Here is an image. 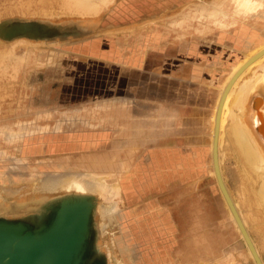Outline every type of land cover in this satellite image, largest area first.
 <instances>
[{
  "label": "crops",
  "instance_id": "0c3cea01",
  "mask_svg": "<svg viewBox=\"0 0 264 264\" xmlns=\"http://www.w3.org/2000/svg\"><path fill=\"white\" fill-rule=\"evenodd\" d=\"M198 30L182 34L153 28L122 43L121 60H68L75 75L58 80L56 93L50 99L46 96V108L29 115L46 117L59 111L60 118L72 114L73 121L63 122L59 130L26 137V155L104 158L106 168L119 177L131 213L169 208L174 220L184 226L188 204L194 207L196 221H205V181L209 186L214 176V107L231 68L261 42L251 37L247 27Z\"/></svg>",
  "mask_w": 264,
  "mask_h": 264
},
{
  "label": "rangeland",
  "instance_id": "374dc122",
  "mask_svg": "<svg viewBox=\"0 0 264 264\" xmlns=\"http://www.w3.org/2000/svg\"><path fill=\"white\" fill-rule=\"evenodd\" d=\"M181 2L184 3L186 1L116 0L110 6V8H105L101 12L105 14L104 16L102 15L101 19L99 20L101 22H99L98 28H114L135 24L134 31L133 29V32L127 33L111 31V34L109 32H98L92 33L89 36L84 35V37L81 35L89 33L90 30H82L81 28H77V26L75 28L76 24L73 23H80L83 21V19H86L85 21H88V19L92 20L93 18L82 17L80 15L82 17L81 18L77 13H74L73 11H63V9H61L64 6L63 0H0L1 23H3L4 21L19 19L39 20L53 25L63 26V29L74 30L77 31V33L79 34L77 35V37L75 35L74 38L67 37V39L64 40L61 39L60 42L62 43H55L52 46H39L37 49L34 50V53L32 55V61L30 62V64L21 68V70L18 71V74L14 79L9 78L8 76L0 75V123H8L9 121L14 122L23 119H26L30 122H44L42 120V114H29H34V112L46 108L44 107L46 106V100L48 99L46 98V96L49 95L50 99L52 97L53 92H55V90L59 88V84H57L58 80L63 79V77L65 76L75 75L74 69L69 74H64V72L62 73V71H60L59 75H57L56 77L50 79H43L41 77L40 79L33 80L30 83V73L35 69L38 70L39 68V70H43L50 64L58 62L60 63L62 61L67 63L68 65L69 61L73 62L77 59H81L83 61L87 59L113 60V58L115 60H121L122 43L127 44L131 41L130 37L134 35L138 37L137 35L144 34L147 31H152L153 28H158V30L160 31L162 29L170 30L173 33L180 32L182 34L198 33L197 29L202 30V32H205L204 23L206 22V19L204 18V16L195 15V5H192V3L187 8V11L190 14H194V16H188L184 18L182 22V25L185 26L184 29L187 30H184L182 28L179 29L180 27L176 26V24L174 23V20L177 19L176 16L173 18H168L167 20L156 19L149 21L147 24H141L145 18H151L152 12L157 10H169V8L170 10H173L180 6L182 4ZM189 2H192V0H189ZM74 14H77L78 16ZM141 26L144 27L142 28ZM246 26H248L247 28L252 31V38L255 37L256 39H258V42H264V28H262L264 27V19H260L258 20V22H256L255 20H252L249 23L248 21L239 22L236 26H232L229 29H234L237 27L241 28ZM136 37L134 39H136ZM24 50H26L25 46H21L17 49V53L20 54V52L22 53ZM34 55L36 56L34 57ZM261 91L262 90L258 92V97L253 103V106L255 107H252V110H255V115H261L257 118L260 124L264 123L262 122L264 121V93L263 91ZM37 93H39L38 95L43 94L44 96H42V98L36 97ZM45 115L49 116L47 121L51 122L55 121L57 118H60L62 116L59 111H51L50 113ZM16 116H18V118H16ZM226 130L227 133L226 135H224V139L222 142L223 156L221 166L223 171V177L234 200L239 205L242 216L245 219L248 231L252 238L254 237L253 239L255 243H257L256 245L259 248V252L264 260V203L260 202L256 198L257 192L260 190L261 186H263L264 177H261L260 175H258L260 176L258 177L254 174L252 177L250 172L245 169L246 167L244 165V160L241 159L239 152L236 150L233 143H231L232 141H230L232 139L229 134V129ZM260 133L264 138V131L262 130V132L260 131ZM23 145L22 147L24 148L25 146ZM5 152L7 156L11 155V152L9 150L6 149ZM54 157L43 158V163L42 161H40L41 157L40 159L29 157V165L26 169L23 170L22 174L24 176H20L19 179L24 181H38L42 178V173L46 170H79L92 171L95 173H111V179L113 178V180H117V182H119V177L116 171L105 167L107 164L104 158H97L99 159V161H97V163H93V158L96 159V157H92L90 154H77L73 156L71 155V157H67L66 160H64V157ZM59 159H62V162L58 163ZM261 165H263V169H260V167H258V173L264 175V162ZM7 167L8 161L1 160L0 178L5 181L3 183H11L13 177V174L11 172H8ZM39 171L41 173H39ZM210 183L211 184H209L208 186L207 182L205 181V221H196V214L193 205L187 204V208H185V212H183L185 213V215L191 218V221H183L184 226L186 225L185 227H183L181 224L179 225V222L174 220L173 213L169 211V208L157 209L156 211L149 210L144 211L142 213H139L140 211H137L136 209V214L131 213L127 207L124 195L121 193L122 200H120V203L117 208L111 212V225L107 222L109 228L106 229V232L104 233V236H102V239H98V217L94 212L93 248L95 250V256L104 255L105 253L104 256L107 264H226L228 260L230 261V263L234 261V264H255L254 259L251 257L249 250L246 247L247 245L245 246L246 243L243 242L244 239L241 235H239L240 232L238 231V228L230 217L228 207L222 197L220 187L218 185L215 175L211 176ZM1 191L2 192L0 193V218L11 220L26 219L30 221H34V219L37 218V220L40 221V219L44 217L43 215H46L52 208L49 207V209H45V202L49 199L47 197L48 195L42 196L39 202H36L35 204L30 201L27 202V204L21 203L18 201L19 199L12 197L14 194L17 193H13L12 191L3 189ZM32 196L35 195L33 194ZM51 199L50 200L54 202L55 199L57 200L59 198L52 197ZM89 201L94 203L92 199H89ZM251 202H253V205L251 204ZM41 203L43 205H41ZM14 205L17 206L13 207ZM34 205H39V207L43 206L44 208L36 209ZM104 205L105 208L109 207V204L107 203H105ZM29 207L32 209H28ZM253 211L257 212L254 213ZM39 213H43V215ZM1 214L3 215L1 216ZM156 219H159V221H156ZM132 220H134L135 222ZM107 221H109L108 218ZM52 222L53 220H50L47 224H52ZM104 222L105 221H103L102 223ZM197 239H200L201 242H198ZM167 245L170 247H168ZM142 246H146L147 248L145 247V249ZM131 251L132 253H130ZM146 251L148 252L146 253ZM135 257L137 258V260Z\"/></svg>",
  "mask_w": 264,
  "mask_h": 264
},
{
  "label": "bare ground",
  "instance_id": "6f19581e",
  "mask_svg": "<svg viewBox=\"0 0 264 264\" xmlns=\"http://www.w3.org/2000/svg\"><path fill=\"white\" fill-rule=\"evenodd\" d=\"M64 6L61 8L63 11H73L74 13H77L79 17H87V18H93L88 19V21H85L86 19H83L82 22L73 23L76 24L75 28H81L82 30H90L89 33L86 34H80L81 36L84 35H90L92 33H98V32H133L134 31V25H128V26H120V27H101L98 28V24L103 13H101L105 8H110V6L116 1V0H63ZM168 1V0H167ZM186 2L180 3L181 5L173 10H157L152 12L151 18H145L142 21L141 24H147L151 20L156 19H168L177 17L176 20H174V23L176 26L180 27L179 29H184V25H182V22L184 18L188 16H194V14H190L187 10V8L191 5H195V15L198 16H204L206 19L205 24V30L206 31H212L214 28L219 29H229L232 26H236L239 22L248 21V23L252 20H255L258 22L260 19H264V0H192V2H189V0H185ZM191 1V0H190ZM175 2V1H174ZM166 4V3H165ZM173 8V7H171ZM110 10V9H109ZM151 13V12H150ZM155 13V14H154ZM74 14V15H77ZM47 15V14H46ZM77 15V16H78ZM81 15V16H80ZM49 16V15H48ZM76 16V17H77ZM66 17V16H64ZM73 17V16H72ZM81 17V18H82ZM70 18V17H69ZM67 19V18H66ZM65 19V20H66ZM68 20V19H67ZM71 20V19H70ZM73 20V18H72ZM81 20V19H80ZM77 21V20H76ZM56 22V21H55ZM54 22V24H55ZM71 22V21H70ZM139 22V23H140ZM170 22V21H169ZM261 22V21H260ZM1 23V22H0ZM58 23V22H57ZM138 23V22H137ZM254 23V22H253ZM252 23V24H253ZM66 24V23H65ZM153 24V23H152ZM151 25V23H150ZM249 26V25H248ZM246 26V27H248ZM61 29H63V26H59ZM142 27V26H141ZM144 27V26H143ZM142 27V28H143ZM262 27V26H261ZM74 28V29H75ZM242 28V27H241ZM260 28V27H259ZM264 28V27H262ZM133 29V31H132ZM78 30V29H77ZM142 30V29H141ZM187 30V29H184ZM157 31V30H156ZM255 31V30H253ZM263 31V30H262ZM150 32V31H149ZM183 32V31H182ZM199 32L203 33L202 30H199ZM237 32V31H236ZM235 32V33H236ZM138 33V32H137ZM155 33V32H154ZM239 33V32H238ZM246 33V32H244ZM111 34V33H110ZM132 34V33H131ZM134 34V33H133ZM226 34V33H225ZM224 34V35H225ZM247 34V33H246ZM253 34V33H252ZM255 34V33H254ZM96 35V34H95ZM124 35V34H122ZM126 35V34H125ZM161 35V34H160ZM159 35V36H160ZM178 35V34H177ZM240 35V33H239ZM250 35V34H249ZM230 36V35H229ZM69 38H74V36H68ZM77 37V35H76ZM79 37V36H78ZM85 37V36H84ZM223 37V36H222ZM221 37V38H222ZM239 37V36H238ZM245 37V36H244ZM254 37V36H253ZM98 38V37H97ZM128 38V37H127ZM126 38V39H127ZM224 38V37H223ZM67 39V38H66ZM125 39V40H126ZM153 39V38H152ZM229 39V38H228ZM231 39V37H230ZM240 39V38H239ZM64 40V39H63ZM69 40V39H68ZM145 40V39H144ZM251 40V39H250ZM254 40V39H253ZM61 39L59 37L54 39H34L29 38L25 36H18L14 37L12 39H4L3 37H0V75L8 76L11 79H14L16 75L18 74V71L21 70V68L27 66L32 61V55L34 53V50L37 49L39 46H52L55 43H62L60 42ZM230 41V40H229ZM234 41V40H233ZM239 41V40H238ZM252 41V40H251ZM129 42V41H128ZM161 42V41H160ZM220 42H222L220 40ZM224 42V41H223ZM150 43V41H149ZM257 43V42H256ZM118 44V43H117ZM142 44V43H141ZM75 45V44H74ZM131 45V44H129ZM137 45V44H136ZM154 45V44H152ZM194 45V44H193ZM21 46H25V49L22 53L18 54L17 49ZM82 46V45H81ZM127 46V45H126ZM151 46V45H150ZM68 47V46H67ZM134 47V46H133ZM132 47V48H133ZM202 47V46H201ZM220 47V46H219ZM240 47V46H239ZM207 48V47H206ZM137 49V48H136ZM142 49V48H141ZM150 49V48H149ZM152 49V48H151ZM160 49V48H159ZM220 49V48H219ZM60 50V49H59ZM227 50V49H226ZM241 50V49H240ZM63 51V50H62ZM129 51V50H128ZM164 51V50H163ZM214 51V50H213ZM90 52V51H89ZM189 52V51H188ZM191 52V51H190ZM204 52V51H203ZM132 54V53H131ZM191 54V53H190ZM220 54V53H219ZM129 55V54H128ZM194 55V54H193ZM200 55V53H199ZM235 55V54H234ZM36 55H34L35 57ZM83 56V55H82ZM196 56V55H195ZM226 56V55H225ZM224 56V57H225ZM146 57V56H145ZM175 57V56H174ZM203 57V54H202ZM206 57V56H205ZM90 58V57H89ZM193 58V57H192ZM204 58V57H203ZM182 59V58H181ZM188 59V58H187ZM201 59V58H200ZM199 59V60H200ZM210 59V58H209ZM230 59V57H229ZM250 59L252 61L248 62ZM90 60V59H89ZM133 61V59H132ZM185 61V60H184ZM188 61V60H187ZM197 61V60H196ZM36 62V61H35ZM63 62V61H62ZM82 62V61H80ZM101 62V61H99ZM145 62V61H144ZM192 62V61H191ZM89 63V62H88ZM92 63V62H91ZM90 63V64H91ZM102 63V62H101ZM148 63V62H147ZM231 63V62H229ZM247 63V65H246ZM83 64V63H82ZM120 64V63H119ZM187 64V63H186ZM192 64V63H191ZM224 64L225 60H224ZM149 65V64H148ZM32 66V65H31ZM102 66V65H101ZM129 66V65H128ZM127 66V67H128ZM131 66V65H130ZM151 66V65H150ZM245 66V67H244ZM116 67V66H115ZM244 67V68H243ZM228 68V67H227ZM243 68V69H242ZM108 69V68H107ZM112 69V68H111ZM118 69V68H117ZM143 69V68H142ZM242 69L240 72L239 70ZM39 70V68H38ZM38 70H33L30 74L33 72H37ZM98 70V69H97ZM103 70V69H102ZM109 71V70H108ZM239 72L237 77L234 79L233 83L231 84L230 88L227 90L225 98L221 105V111H220V118H219V131L217 135V150L219 155V165H220V171L223 177V171H222V142L224 139V135H226L227 130L229 129V134L231 136L230 141L235 146L236 150L239 152L241 159L244 160L245 169L250 172L251 176L253 177V174L261 177H264L263 174L258 173L260 169H263V162H264V138L261 135L260 131H264V123L260 124L257 120V118L261 115H255V110L253 111L252 107L253 103L255 102L256 98L258 97L257 94L260 90L264 93V42L256 45L255 47L251 48L249 51L245 53V56L240 60V62L236 63L229 73L226 75L222 87L216 102V105L214 107L213 115L211 118L212 121V136H211V145H212V153H213V147H214V139H215V127H216V118L218 109L222 100V97L225 93V89L228 85V83L231 81V79L236 75V73ZM118 73V72H117ZM131 73V72H130ZM134 71L132 72V74ZM219 73V72H218ZM128 74V73H127ZM167 74V73H166ZM172 74V73H171ZM112 75V74H111ZM117 75V74H115ZM138 75V74H137ZM146 76L148 74H145ZM219 75V74H218ZM121 76V75H120ZM127 76V75H126ZM111 77V76H110ZM135 77V76H134ZM142 77V76H141ZM208 78V77H207ZM145 79V77H144ZM221 79V78H220ZM101 80V79H100ZM124 80V79H123ZM131 80V79H130ZM142 80V79H141ZM146 80V79H145ZM133 81V80H132ZM127 82V81H126ZM136 82V81H135ZM121 83V82H120ZM133 83V82H130ZM138 83V82H137ZM140 83V82H139ZM101 84V82H100ZM104 85V84H103ZM122 85V84H121ZM119 85V86H121ZM123 86V85H122ZM126 86V85H125ZM147 86V85H146ZM187 87V86H186ZM118 88V87H117ZM157 88V87H156ZM101 89V88H100ZM152 89V88H151ZM155 90V88H153ZM195 90V88H194ZM120 91V89H119ZM198 91V90H197ZM261 91V92H262ZM121 92V91H120ZM109 93V92H107ZM123 93V92H121ZM139 93V92H138ZM200 93V92H199ZM216 93V92H215ZM100 94V93H99ZM118 94V93H117ZM193 94V93H192ZM204 94V93H203ZM122 95V94H121ZM194 95V94H193ZM214 95V94H213ZM130 96V95H129ZM201 96V95H200ZM107 97V96H106ZM203 97V96H202ZM115 98V97H114ZM178 98V97H177ZM264 98V97H263ZM192 99V98H191ZM200 99V98H199ZM214 99V98H213ZM258 100V99H257ZM193 101V99H192ZM259 101V100H258ZM130 102V101H129ZM97 103V102H96ZM110 103V102H109ZM257 103V102H256ZM119 104V103H118ZM176 104V103H175ZM130 105V104H129ZM202 107V106H201ZM213 107V106H212ZM95 108V107H94ZM211 108V107H210ZM258 109V108H257ZM262 110V109H261ZM260 112V111H259ZM69 113V112H68ZM190 114V113H189ZM264 114V113H263ZM13 116V115H12ZM11 116V117H12ZM43 116V115H42ZM69 118H57L55 121H47L49 116L42 117L43 123H38L36 121L30 122L26 119L18 120V121H7L8 123H0V161H8V172H11L13 174L11 183H3L5 181L0 178V193L1 190H8L12 191L14 194L12 197L19 199L18 201L21 203H27V202H33L34 204L36 202H39L42 196H47L49 199L45 202V209L49 207H52V205L55 203L51 201L52 197H58L59 199L56 200L59 201L61 199L65 198H72L76 197L79 199H86V200H93V204L96 206L94 208V212L98 217V239H102V236H104V233L106 232V229L109 228L107 222L111 223V212L117 208V206L120 203L121 199V187L117 180L111 179V173H95L92 171H79V170H59V171H42V178L38 181L31 180V181H24L19 179L20 176H24L23 170L26 169L29 165L28 158L29 156L26 155L24 148L22 147V141L24 143L26 137H32L34 138L37 134H42L46 131H53L59 130L62 128V123L66 121H73L72 114H66ZM79 116V114L77 115ZM90 116V115H89ZM263 117V116H262ZM8 118V117H7ZM89 119V118H87ZM178 119V118H177ZM264 119V118H263ZM262 119V120H263ZM210 121V122H211ZM264 122V121H262ZM68 123V122H67ZM259 124V126H258ZM262 129V130H261ZM80 132V131H79ZM209 135V134H208ZM42 135L41 137H43ZM40 137V138H41ZM54 137V136H53ZM52 137V138H53ZM176 138V137H175ZM227 138V137H226ZM32 139V138H31ZM50 139V138H49ZM229 139V138H228ZM28 141V140H27ZM34 142V141H33ZM44 142V141H43ZM184 142V141H183ZM25 144V143H24ZM36 144V143H35ZM231 146V145H230ZM38 147V146H37ZM40 147V146H39ZM232 147V146H231ZM26 148V147H25ZM233 148V147H232ZM6 149L11 152V155L7 156ZM48 149V148H47ZM28 151L31 152V147L29 146L27 148ZM35 151V150H34ZM49 151V150H48ZM233 151V150H232ZM37 153V152H36ZM232 153V152H231ZM225 154V153H224ZM51 155V154H50ZM52 156H46L48 158L54 157ZM43 158L41 156V160L43 163ZM55 158V157H54ZM40 159V158H39ZM91 159V158H90ZM115 159V158H114ZM224 159V158H223ZM35 160V159H33ZM62 159L58 160L59 162ZM103 160V159H102ZM99 159L93 158V163H97ZM224 161V160H223ZM53 162V161H52ZM262 162V163H261ZM49 163V162H48ZM56 163V162H55ZM35 164V163H34ZM138 164V163H137ZM120 165V164H119ZM48 166V165H47ZM68 166V165H67ZM74 167V166H73ZM106 167V166H105ZM139 167V166H138ZM262 167V168H261ZM131 168V167H130ZM50 169V168H49ZM87 169V168H86ZM258 169V170H257ZM119 171V169H118ZM242 171V170H241ZM244 171V170H243ZM263 171V170H262ZM98 172V171H97ZM139 172V171H138ZM137 172V173H138ZM31 173V172H29ZM39 173H41L39 171ZM130 173V172H129ZM245 173V172H244ZM243 173V174H244ZM212 174L215 175L217 179V175L215 172V163L214 159L212 158ZM225 174V173H224ZM40 175V174H39ZM203 175V174H202ZM210 175V174H209ZM4 176V175H3ZM41 176V175H40ZM125 176V175H124ZM208 176V175H207ZM258 176V177H260ZM35 177V176H33ZM126 178V177H125ZM124 178V179H125ZM184 178V177H183ZM208 178V177H207ZM11 179V178H10ZM9 179V180H10ZM157 179V178H156ZM209 179V178H208ZM214 179V178H213ZM125 181V180H124ZM158 181V180H157ZM185 181V180H184ZM191 181V180H190ZM209 181V180H208ZM223 181L224 177H223ZM218 182V180H217ZM140 183V182H139ZM123 184V183H122ZM121 184V185H122ZM147 184V183H146ZM162 184V183H161ZM211 184V183H210ZM243 184V183H242ZM3 185V186H2ZM195 185V184H194ZM226 185V182H225ZM262 185V183H261ZM124 186V185H123ZM129 186V185H128ZM141 186V185H140ZM167 186V185H166ZM127 187V186H126ZM185 187V186H184ZM188 187V186H187ZM203 187V186H202ZM213 187V186H212ZM227 190L229 192V195L232 199L233 205L236 208L241 220L243 221V224L245 225L247 231L248 228L246 226V222L244 217L242 216V213L240 211L239 205L234 200L228 186L226 185ZM130 188V187H129ZM166 188V187H165ZM171 188V187H170ZM124 189H126L124 187ZM158 190V189H157ZM190 191V190H189ZM203 191V190H202ZM219 191V190H218ZM221 191V189H220ZM164 192V191H163ZM188 193V192H187ZM197 193V192H196ZM35 196H32V195ZM189 194V193H188ZM222 194V192H221ZM244 194V193H243ZM246 194V193H245ZM182 195V194H181ZM185 195V194H184ZM187 195V194H186ZM251 195V194H250ZM180 196V195H179ZM223 199L226 202V205L229 210V214L233 222L235 223L236 227L238 228V231L240 232L239 235L242 236L244 239L243 242H245V246L248 248L249 253L251 257L254 259L255 264H257L255 257L253 255V252L251 248L249 247L242 230L237 222V219L233 213V210L229 206L227 200L224 198V195L222 194ZM251 197V196H250ZM46 198V197H45ZM164 198V197H163ZM179 198V197H178ZM237 198V197H236ZM257 200L264 203V182L263 186H261L260 190L257 192L256 195ZM12 199V198H11ZM51 199V200H50ZM185 199V197H184ZM10 200V198H9ZM179 200V199H178ZM183 200V198H182ZM237 200V199H236ZM252 200V199H251ZM254 200V199H253ZM2 201V200H1ZM15 201V200H14ZM153 201V200H152ZM177 201V200H176ZM255 201V200H254ZM4 202V201H3ZM161 202V201H160ZM182 202V201H181ZM44 203V202H43ZM105 203L109 204V207L105 208ZM135 203V202H134ZM178 203V202H177ZM183 203V202H182ZM253 202H251L252 204ZM8 204V203H7ZM17 204V203H16ZM28 204V203H27ZM127 204V203H126ZM139 204V203H138ZM249 204V203H248ZM25 205V204H24ZM41 205H43L41 203ZM163 205V204H162ZM253 205V204H252ZM7 206V205H6ZM10 206V205H9ZM17 205H14L13 207H16ZM36 209L44 208L43 206L39 207V205H34ZM134 206V205H133ZM25 207V206H24ZM254 207V206H252ZM174 208L171 206V209ZM12 209V208H11ZM32 209V208H28ZM43 209V210H45ZM251 209V208H250ZM256 209V208H253ZM4 210V209H3ZM9 210V209H8ZM22 210V209H21ZM175 210V209H174ZM7 211V210H6ZM23 211V210H22ZM19 212V211H18ZM141 212V211H140ZM139 212V213H140ZM172 212V211H171ZM250 212V211H249ZM254 212V211H253ZM257 212V211H255ZM254 212V213H255ZM16 213V212H15ZM130 213V212H129ZM259 213V212H258ZM10 214V213H9ZM17 214V213H16ZM43 215V213H39ZM257 214V213H256ZM3 214H1L2 216ZM14 215V214H13ZM131 215V214H130ZM138 215V214H137ZM7 216V214H6ZM44 216V215H43ZM129 216V215H128ZM191 216V214H190ZM150 217V216H149ZM261 217V216H260ZM107 218L109 221H107ZM164 218V217H163ZM262 218V217H261ZM137 219V218H136ZM189 221H191L190 217H187ZM159 220V219H158ZM171 220V219H170ZM193 220V219H192ZM105 221L104 223H102ZM134 221V220H132ZM194 221V220H193ZM251 221V220H250ZM62 222V221H61ZM135 222V221H134ZM152 222V221H151ZM54 221L52 222L53 225ZM148 223V222H147ZM196 223V222H194ZM259 223V222H258ZM111 225V224H110ZM127 225V224H126ZM137 225V224H136ZM157 225V224H156ZM178 225V224H177ZM106 226V228H105ZM186 226V225H185ZM183 226V227H185ZM10 228L8 234H11L12 236H17V230L13 227ZM131 227V226H130ZM134 227V226H133ZM160 227V226H159ZM2 227L1 229H3ZM260 228V227H259ZM5 229V228H4ZM160 229V228H159ZM89 229L87 228L86 231H84L83 236L80 234L78 239H83V237H87L89 234ZM139 230V229H138ZM143 230V229H142ZM171 230V229H170ZM176 230V229H175ZM258 230V229H257ZM133 231V230H132ZM157 231V230H155ZM169 231V230H168ZM264 231V229H263ZM136 232V231H135ZM147 232V231H146ZM154 232V231H152ZM160 232V231H159ZM180 232V231H179ZM262 232V231H261ZM142 233V232H141ZM145 233V232H143ZM156 233V232H155ZM249 233V231H248ZM114 234V233H112ZM157 234V233H156ZM163 234V233H162ZM261 234V233H260ZM19 236L20 233L18 234ZM150 235V234H149ZM196 235V234H195ZM250 235V233H249ZM108 236V235H107ZM156 236V235H155ZM188 236V235H187ZM199 236V235H198ZM22 237V236H21ZM154 237V234H153ZM185 237V236H184ZM264 237V236H263ZM142 238V237H141ZM147 238V237H146ZM149 238V237H148ZM152 238V237H151ZM150 238V239H151ZM250 238L255 246V249L257 250L263 264L264 260L259 252V248L257 247V243L254 241V237L250 235ZM169 239V238H168ZM194 239V238H193ZM124 240V239H123ZM133 240V239H132ZM182 240V239H181ZM99 241V240H98ZM97 241V242H98ZM139 241V240H138ZM147 241V240H146ZM198 242H201V240L197 239ZM240 241V240H239ZM102 242V241H101ZM133 243V242H132ZM160 243V242H159ZM99 244V243H98ZM198 244V243H197ZM114 245V244H113ZM168 246V245H167ZM101 247V246H100ZM143 247V246H142ZM146 247V246H145ZM143 247V248H145ZM170 247V246H168ZM125 248V246H124ZM147 248V247H146ZM145 248V249H146ZM158 248V247H157ZM164 248V247H163ZM229 248V247H228ZM121 249V248H118ZM155 249V248H154ZM234 249V248H233ZM261 249V248H260ZM242 250V249H241ZM244 250V248H243ZM247 250V249H246ZM122 251V250H121ZM133 251V250H132ZM132 251L130 253H132ZM232 251V250H231ZM236 251V250H235ZM148 251H146L147 253ZM181 252V251H180ZM243 252V251H242ZM248 252V251H247ZM104 253V252H103ZM134 253V252H133ZM237 253V252H236ZM108 254V253H107ZM106 254V255H107ZM238 254V253H237ZM244 254V253H243ZM105 255V253H104ZM109 255V254H108ZM236 255V254H235ZM237 256V255H236ZM124 257V256H123ZM147 257V256H146ZM154 257V256H153ZM152 257V258H153ZM229 257V256H228ZM238 257V256H237ZM107 258V257H106ZM136 258V257H135ZM150 258V256H149ZM180 258V257H179ZM249 258V257H248ZM114 259V258H113ZM123 259V258H122ZM232 259V257H231ZM115 260V259H114ZM129 260V259H128ZM137 260V258H136ZM146 260V259H145ZM238 260V259H237ZM252 260V259H251ZM148 261V260H147ZM181 261V260H180ZM122 262V261H120ZM160 262V261H159ZM240 262V261H239ZM153 263V262H152ZM111 264V263H110ZM189 264V263H188ZM226 264H234V261L230 263L228 260Z\"/></svg>",
  "mask_w": 264,
  "mask_h": 264
},
{
  "label": "water",
  "instance_id": "95a60500",
  "mask_svg": "<svg viewBox=\"0 0 264 264\" xmlns=\"http://www.w3.org/2000/svg\"><path fill=\"white\" fill-rule=\"evenodd\" d=\"M69 35L79 34L77 31L61 29L57 25L39 20L19 19L0 23V37L4 39H12L18 36H26L34 39H54L57 37L66 39ZM250 61H252V59L248 62ZM73 69V65H67L65 62L50 64L43 70L33 72L29 77V82L31 83L33 80L40 79L41 77L43 79L56 77L59 75L60 71H62V73L64 72V74H69ZM242 69H240L239 72ZM239 72H237L228 83L218 109L212 154L221 192L233 210L257 264H263L243 221L233 205L225 182L223 181L217 150L221 105L227 90L230 88ZM95 207L96 206L89 200L72 197L57 201L40 221H38L37 218H35L34 221L0 218V264H107L105 256H95V250L93 248V216ZM50 220H53L54 223L49 226L47 223ZM7 226L15 228L17 233H20L22 237L18 234L17 236L8 234L9 231L6 230L10 228ZM2 227L5 229H1ZM87 228L89 229L87 237H83L81 240L78 239L80 234L83 236Z\"/></svg>",
  "mask_w": 264,
  "mask_h": 264
}]
</instances>
